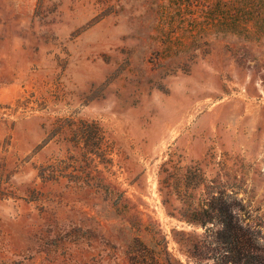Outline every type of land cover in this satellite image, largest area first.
<instances>
[{"label":"rangeland","instance_id":"obj_1","mask_svg":"<svg viewBox=\"0 0 264 264\" xmlns=\"http://www.w3.org/2000/svg\"><path fill=\"white\" fill-rule=\"evenodd\" d=\"M197 168L264 264V0H0V264H131L136 235L149 264H232L180 216Z\"/></svg>","mask_w":264,"mask_h":264},{"label":"trees","instance_id":"obj_2","mask_svg":"<svg viewBox=\"0 0 264 264\" xmlns=\"http://www.w3.org/2000/svg\"><path fill=\"white\" fill-rule=\"evenodd\" d=\"M83 124V127L77 129V132L69 139L72 143L69 148L81 156V160L79 158L75 160L79 163L86 161L84 158L87 155L100 157L104 151V133L99 124L96 122H83ZM188 172L187 169L183 178L186 189H196L202 184L205 185L208 195L197 205L194 200L188 201L187 207L181 212L180 216L189 222H197L206 227L211 224L210 228H217L213 229L214 231L210 236L216 245L224 249V262L258 264L259 260L254 253V250L257 249L254 233L243 231L236 213V200H231V196L227 195L223 187L206 185L205 178L199 168H197L198 173L195 171L194 174L189 175ZM103 188L105 187L96 186L95 190L103 192ZM104 191L107 194L108 190ZM114 201V204L117 205V200ZM165 201L167 202V200ZM155 244L153 245L156 246ZM149 245L145 244L138 235L134 236L127 245L125 252L130 263L149 264L150 259L160 258L159 252L155 251L160 245L157 247H149ZM165 248L164 250H166Z\"/></svg>","mask_w":264,"mask_h":264}]
</instances>
